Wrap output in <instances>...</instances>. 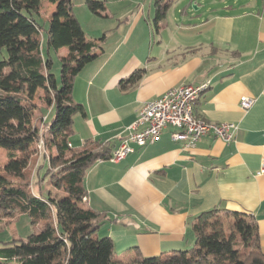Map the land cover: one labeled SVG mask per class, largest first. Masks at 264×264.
Returning <instances> with one entry per match:
<instances>
[{
  "label": "crops",
  "instance_id": "1",
  "mask_svg": "<svg viewBox=\"0 0 264 264\" xmlns=\"http://www.w3.org/2000/svg\"><path fill=\"white\" fill-rule=\"evenodd\" d=\"M125 30L119 28L123 39L108 49L104 34L97 42L102 51L74 79L72 100L85 114L73 117L71 148L96 142L111 157L140 106L181 85L206 84L194 117L235 124L237 132L228 144L207 136L186 148L168 127L153 144L128 143L133 152L119 162L98 160L83 179L85 205L104 216L96 236L110 237L122 260L171 254L193 246L198 214L225 208L254 219L264 253V0L225 4L195 24L184 17L157 45L128 39L132 29L122 35ZM138 69L145 70L139 83L123 90L121 81ZM242 97L254 99L248 110L239 106ZM35 103L49 121L53 109Z\"/></svg>",
  "mask_w": 264,
  "mask_h": 264
},
{
  "label": "trees",
  "instance_id": "2",
  "mask_svg": "<svg viewBox=\"0 0 264 264\" xmlns=\"http://www.w3.org/2000/svg\"><path fill=\"white\" fill-rule=\"evenodd\" d=\"M40 1L55 6L46 26L36 20ZM92 14L103 16V2L85 0ZM156 19L168 5L156 2ZM73 0H0V210L8 224L26 217L33 231L26 239L13 238L0 248V264H264L258 226L244 213L214 208L192 222L193 246L156 257L118 259L110 237L96 236L104 216L85 205L83 179L98 160H107L109 148L87 142L80 149L68 146L73 117L84 116L72 100L74 79L102 51L89 40L73 15ZM105 40L103 35L100 41ZM59 57L60 83L51 73L52 52ZM144 69L121 81L123 90L139 83ZM53 109L52 118L40 116L33 98ZM39 115V116H38ZM42 130V141L40 140ZM42 146L46 154L40 153ZM39 156L44 159L39 161ZM42 162V163H40ZM45 168L47 188L41 190L39 172ZM37 178V181H34Z\"/></svg>",
  "mask_w": 264,
  "mask_h": 264
},
{
  "label": "rangeland",
  "instance_id": "3",
  "mask_svg": "<svg viewBox=\"0 0 264 264\" xmlns=\"http://www.w3.org/2000/svg\"><path fill=\"white\" fill-rule=\"evenodd\" d=\"M103 2L106 8V18L99 17L92 14L85 4V0H73V15L80 23L86 38L95 42H99L102 35H106V40L102 47L106 49L114 45L117 39L120 38L121 33L119 28L124 27L126 30L122 35H129L130 29L132 34L128 39L141 43L145 40L152 41L157 45L159 41L165 39L170 34L171 26L181 24L184 22V17L187 18L191 24L198 23L200 20L206 18L209 12H220L224 9V5L228 4L234 6L238 4H246L251 0H158L160 5H168L165 11L164 18L156 19V2L157 0H97ZM40 15H35L36 20L43 26L50 21L55 6L49 4L47 1H40ZM185 13L182 14L180 13ZM134 24L133 26H130ZM158 31L159 35H158ZM131 33V32H130ZM123 39V36H121ZM53 53V52H52ZM7 59L5 48H0V62ZM52 68L51 73L56 77L57 83H60V61L59 58L52 54ZM39 95L33 98V102L38 101ZM43 154V153H42ZM45 160L39 156L40 160ZM6 161L5 151L0 150V162ZM42 163V162H40ZM45 168L39 172L40 178H44L41 182V190L47 188L46 182L49 177L44 176ZM37 181V178H34ZM2 216L0 210V248L5 243L10 242L13 238L26 239L33 231H39L40 226L33 229L26 217H21L18 220H12L8 224L7 219Z\"/></svg>",
  "mask_w": 264,
  "mask_h": 264
},
{
  "label": "built area",
  "instance_id": "4",
  "mask_svg": "<svg viewBox=\"0 0 264 264\" xmlns=\"http://www.w3.org/2000/svg\"><path fill=\"white\" fill-rule=\"evenodd\" d=\"M199 87L181 85L157 99L143 103L138 109L135 123L128 128L127 139L112 153L109 161L119 162L132 153L133 149L128 144L130 142L139 147L155 143L168 127L174 129L172 139L183 142L186 148H193L200 139L207 136L225 144L232 142L237 132L235 124L207 123L194 117L192 95L199 94ZM253 103L254 99L242 97L239 106L242 110H248ZM260 173H264V162Z\"/></svg>",
  "mask_w": 264,
  "mask_h": 264
},
{
  "label": "bare ground",
  "instance_id": "5",
  "mask_svg": "<svg viewBox=\"0 0 264 264\" xmlns=\"http://www.w3.org/2000/svg\"><path fill=\"white\" fill-rule=\"evenodd\" d=\"M206 88H207L206 84L199 87V94H193L192 95V104H194L197 101L199 96L206 90ZM42 144H43V142L41 143V146L39 147L40 153L46 154L44 149H43L44 146H42Z\"/></svg>",
  "mask_w": 264,
  "mask_h": 264
}]
</instances>
